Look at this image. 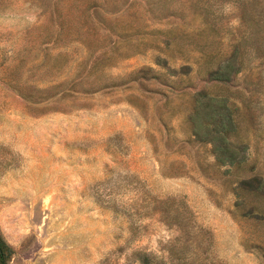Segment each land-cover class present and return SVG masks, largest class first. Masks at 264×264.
Listing matches in <instances>:
<instances>
[{
    "label": "rangeland",
    "instance_id": "1",
    "mask_svg": "<svg viewBox=\"0 0 264 264\" xmlns=\"http://www.w3.org/2000/svg\"><path fill=\"white\" fill-rule=\"evenodd\" d=\"M161 2L175 11L168 18L153 15ZM226 3L237 10L225 15ZM201 6L214 11L206 30ZM82 10L126 27L124 44L113 45L120 38L98 17L79 22ZM241 17L236 0H0V232L14 251L7 264H141L137 252L152 264L178 263L175 252L183 264H264L253 245L264 243V222L231 213L237 177L252 167L264 179V47L244 46L246 66L220 87L236 106L234 139L247 146L236 175L217 165L210 144L192 139L185 119L191 93L209 87L198 50L223 55L245 30ZM170 28L166 69L155 42ZM206 38L209 46L191 44ZM104 60L101 79L123 84L92 93L75 84L63 100L64 82L69 88ZM143 67L165 72L171 85L147 82L144 90L127 81Z\"/></svg>",
    "mask_w": 264,
    "mask_h": 264
},
{
    "label": "trees",
    "instance_id": "2",
    "mask_svg": "<svg viewBox=\"0 0 264 264\" xmlns=\"http://www.w3.org/2000/svg\"><path fill=\"white\" fill-rule=\"evenodd\" d=\"M240 3V9L242 11L243 24L246 26L245 30L241 31L239 39H234L229 45V49L223 54L216 56L215 53H207L203 49H199L200 56L204 58V71L207 72V82L209 87H202L193 91L190 95L191 101L188 107V112L185 115L186 121L191 128L190 136L198 143H205L211 145V153L214 156L215 162L219 167H225V173L233 175V169L243 167V164L247 160V146L246 144L238 143L234 139L236 136L237 122H236V106L231 100L228 93L222 92L223 85L230 83L238 73L243 70L246 63L242 60L240 52L242 48L247 45L255 46L256 51L261 50L264 47V0H236ZM160 9L154 12L153 15L158 19H164L171 16L175 11L172 7H168L167 3H157V7ZM199 15L201 17L199 28L206 30L213 20V10L207 6H201L199 8ZM88 12V11H87ZM89 13V12H88ZM100 15V13H98ZM83 15V17H82ZM88 15V14H87ZM99 15H84L82 10L79 15V22L82 24L89 18V21L94 20L93 16L103 23L108 30L116 35L120 39H116L113 45L121 47L124 44L125 37L128 30L124 26L117 28L111 27L106 23L104 18ZM136 32L140 31L135 29ZM262 31L261 37H258L256 32ZM176 40V33L170 28L163 31V37L159 42H155L156 48L161 51L159 56L163 57V62L166 65H161L162 68H169L167 61L172 56V51L168 50V55L165 50L169 48V45ZM202 43L209 46L211 41L209 38L205 40L195 39L191 40V44ZM160 44L162 47H160ZM141 46L142 43H137ZM134 46V51L138 50V46ZM146 47L151 46L146 44ZM179 50H181L179 48ZM107 60H109L107 58ZM158 61L160 59L158 58ZM101 65V67H97ZM106 60L102 64L96 61L92 65L86 74L80 79L78 83H72L68 88L67 82L63 83V100H67L71 97L69 89L76 87V92L92 93L104 89L106 87H115L118 84H123L122 80H108L101 79V76L106 71ZM85 69V65L81 67V73ZM187 72L180 73L189 76ZM106 77L105 75H103ZM168 75L163 71H157L152 67H143L138 70L132 71L130 77L127 78L128 82L138 84V86L144 90L147 89L146 83L160 84L164 86L171 85L168 80ZM170 76V75H169ZM123 82H126L123 80ZM219 87V89L217 88ZM52 88H50L51 90ZM154 92L161 93L158 89H153ZM52 92V91H50ZM52 94V93H50ZM165 105V104H164ZM159 120L162 126L165 127L166 122L160 116ZM235 185L232 188L235 201L233 204V210L231 213L234 217H240L243 219L259 220L264 222V179L263 177L254 171V168H249L248 173L244 177H237ZM175 222H178L179 217H173ZM181 227V226H180ZM201 243H199L200 245ZM252 245V244H251ZM256 249L259 250L261 258L264 260V243L253 244ZM251 247V246H250ZM178 251V250H176ZM184 251L188 252L186 248ZM12 247L6 242L0 232V264H7L13 255ZM137 259L141 264H152L153 259L143 252H137ZM142 255L143 257H140ZM176 256V257H175ZM172 258H176L178 263L184 261V255L181 252H175ZM194 264V263H191ZM212 264H218L212 261Z\"/></svg>",
    "mask_w": 264,
    "mask_h": 264
},
{
    "label": "clouds",
    "instance_id": "3",
    "mask_svg": "<svg viewBox=\"0 0 264 264\" xmlns=\"http://www.w3.org/2000/svg\"><path fill=\"white\" fill-rule=\"evenodd\" d=\"M236 10H237V9H236L235 5L232 4V3H226V4L223 6V13H224L225 15H229V14L235 12ZM232 22H233L234 24H237V23H238V20H233Z\"/></svg>",
    "mask_w": 264,
    "mask_h": 264
}]
</instances>
